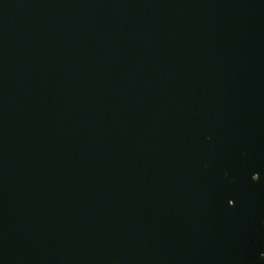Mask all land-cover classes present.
<instances>
[{"label":"water","instance_id":"95a60500","mask_svg":"<svg viewBox=\"0 0 264 264\" xmlns=\"http://www.w3.org/2000/svg\"><path fill=\"white\" fill-rule=\"evenodd\" d=\"M0 264H264V0H0Z\"/></svg>","mask_w":264,"mask_h":264}]
</instances>
